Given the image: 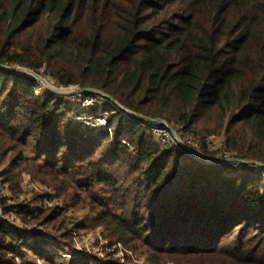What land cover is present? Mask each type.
Here are the masks:
<instances>
[{
	"label": "trees",
	"instance_id": "16d2710c",
	"mask_svg": "<svg viewBox=\"0 0 264 264\" xmlns=\"http://www.w3.org/2000/svg\"><path fill=\"white\" fill-rule=\"evenodd\" d=\"M0 64L102 90L190 132L204 157L225 151L264 164V0H0ZM39 87L0 68L2 181L16 192L26 174L52 191L1 200L4 212L15 207L48 232L29 236L0 220V264H135L110 252L65 258L73 230L99 226L147 264H264V167L207 163L161 146L156 122L99 93L81 92L103 102L84 110L37 96ZM78 113L104 114L108 128ZM209 134L222 146L212 149ZM44 197L86 213L67 218L58 204L40 205Z\"/></svg>",
	"mask_w": 264,
	"mask_h": 264
},
{
	"label": "rangeland",
	"instance_id": "374dc122",
	"mask_svg": "<svg viewBox=\"0 0 264 264\" xmlns=\"http://www.w3.org/2000/svg\"><path fill=\"white\" fill-rule=\"evenodd\" d=\"M42 73V70L40 71ZM44 77V79L47 81L49 86L52 87H57V88H62V87H58L56 85H54V83L52 82V80L48 79L46 76L42 75ZM39 83L38 82V87H39ZM78 86H68L65 87V89H71L74 90V92H77L75 89H77ZM47 87L42 85L40 83V87L37 89V92L35 90V94L37 93V96L41 95L43 92L47 91ZM64 89V88H63ZM70 93L66 96V99H68L70 101V103L76 104L78 105V103H74V101H72L73 96L76 93ZM103 105V102H102ZM209 135H213L216 138H220L222 136L217 135V134H209ZM208 135V136H209ZM208 138V137H207ZM216 141H218V139H216ZM5 168V165L0 166V171L3 170ZM2 176L0 175V214H2L4 216V219L2 220H6L9 219L10 221H13L18 227H22V228H26L29 231V236L32 235L33 233H37V231H40L43 234H47L48 230L45 226L43 225H39L36 223H27L24 224L20 219H18L14 213H15V207L12 208L10 210V212H4L2 210V203L1 200L5 201L6 205H17L19 203H23L25 201H29V199H31L32 197V192H47L50 193L52 195V191L51 189L44 187V186H40L37 182H30L26 176V174H23L22 177L19 179V191L13 192L10 190L9 188V183L8 182H3L2 181ZM6 190V191H5ZM43 203L40 204L42 206L45 207H49L55 204H58L61 207V213L64 216H67V218L70 219H76L78 216H82L86 213L85 211H81V210H77L75 208H64V204L62 203V201L54 198V197H44L43 198ZM63 207V208H62ZM72 220V221H73ZM70 226V225H69ZM72 247L71 248H67L65 247V251H63V255L65 256V258L69 261L71 260V258H77L79 256H82L84 254H90L93 253L99 257H106V253H111V257L114 258H118L120 261H124L125 258H130L132 260L133 263L135 264H147L144 260V258L142 257H138L136 255V253L128 248L126 245H124L121 242H109L102 233V227H96L94 229H82L79 232L76 231H72ZM45 248L49 251H53V247L46 245ZM17 264H22L21 261H17ZM35 264H42L41 261L37 260V262H35ZM168 264H172V262H169Z\"/></svg>",
	"mask_w": 264,
	"mask_h": 264
},
{
	"label": "built area",
	"instance_id": "2783aa9c",
	"mask_svg": "<svg viewBox=\"0 0 264 264\" xmlns=\"http://www.w3.org/2000/svg\"><path fill=\"white\" fill-rule=\"evenodd\" d=\"M74 93L76 94L73 96L72 101H74V103L75 102L78 103L81 109L87 110L96 105L101 106L102 104V99L96 95H88L82 97L81 92H74ZM62 97H66V96H62ZM75 119L83 122L86 126L92 128H96V127L101 129L108 128L107 120L104 114L78 113L76 114ZM151 132L154 135L155 139L163 147L172 146L177 151H187L189 154L191 153L186 149L185 145L196 151L197 148L199 147L198 139H196L190 132H186L182 130L177 131L174 129L175 134H173L171 130L168 128L166 121L162 119H159L156 122V125L151 128ZM216 139H218V141H216ZM222 141L223 139L221 137L216 138L213 135H209L207 138V142L210 144V147L212 149H217L218 147H221L223 143ZM223 153L224 154L222 155V157L224 158L230 157L225 151ZM228 163L232 164L233 166L250 165L244 160L230 161ZM252 166H256V165H252ZM262 174L264 176V173ZM2 219H4V216L0 214V220Z\"/></svg>",
	"mask_w": 264,
	"mask_h": 264
},
{
	"label": "water",
	"instance_id": "95a60500",
	"mask_svg": "<svg viewBox=\"0 0 264 264\" xmlns=\"http://www.w3.org/2000/svg\"><path fill=\"white\" fill-rule=\"evenodd\" d=\"M0 68L7 69V70L12 71V72H17V73H21V74L33 77L38 82L40 81V79L44 80V77L42 75H40L39 73H37L36 71H34V70L30 69V68L19 66V65L8 66V65L0 64ZM22 70H24L25 72H23ZM75 90L77 92L93 91V92L99 93L100 95L110 99L113 103H115L117 106L121 107L122 109H124L125 111H127L130 114H133V115H135V116H137L139 118H142V119H145V120H148V121H151V122H157L159 120V118L146 117V116H144L142 114H139V113L133 112L131 110H128L127 108L121 106L116 101V99H114L110 95L106 94L102 90H96V89H92V88H79V87L77 89H75ZM47 91L55 93V94H58V95H61V96H65V95H68V94L74 92V90H71V89H65V88L63 89V88H57V87H52V86H49ZM166 123H167L168 128L171 130V132L173 134H175L174 129L171 126V124H169L168 122H166ZM185 147L194 157L198 158L199 160L205 161L207 163H228L230 161L244 160L250 165H256V166H259V167H264V164H262L260 162H257V161H254V160L239 159V158H235V157H228V158H223V159L204 157V156L200 155L196 150L191 149V148H189L186 145H185Z\"/></svg>",
	"mask_w": 264,
	"mask_h": 264
},
{
	"label": "bare ground",
	"instance_id": "6f19581e",
	"mask_svg": "<svg viewBox=\"0 0 264 264\" xmlns=\"http://www.w3.org/2000/svg\"><path fill=\"white\" fill-rule=\"evenodd\" d=\"M23 72H25L24 70H22ZM42 85H44V86H46L47 88L49 87V85H48V83H47V81L44 79V80H42V79H40V81H39Z\"/></svg>",
	"mask_w": 264,
	"mask_h": 264
}]
</instances>
